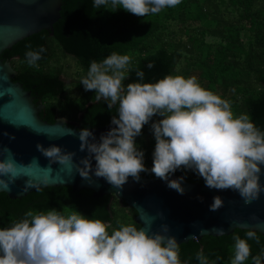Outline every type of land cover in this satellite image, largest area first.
<instances>
[{"label":"clouds","instance_id":"clouds-1","mask_svg":"<svg viewBox=\"0 0 264 264\" xmlns=\"http://www.w3.org/2000/svg\"><path fill=\"white\" fill-rule=\"evenodd\" d=\"M181 2L93 0V6L123 9L145 18ZM44 51H27V64L37 66ZM130 63V56L113 52L101 62L92 61L80 81L85 91L94 92L95 101H107L109 109L118 105V113L112 117L113 127L99 141L88 127L79 130V150L88 154L76 165L79 175L85 180L92 175L103 178L119 190L129 177L138 182L141 173L149 170L136 138L159 116L161 119L151 123L155 148L150 172L156 178L182 195L184 177H169L179 169L192 170L210 189L237 192L246 204L258 200L264 191V131L250 116H236L230 101L202 87L195 76L167 75L155 83L134 82L125 87ZM137 77L142 80L144 73L138 71ZM36 148L50 162L61 165L73 162L76 155L58 145L45 148L37 144ZM19 177L14 159H0V188L10 189ZM29 186L27 181L26 188ZM223 205V199L215 196L209 210L218 211ZM110 227L81 212L28 211L11 227L0 228V264H181L176 237L164 235L169 231L167 225L162 226L163 232L152 235L135 225H121L111 233ZM246 236L248 239L234 238L231 264H244L252 256L248 240L256 239V233L249 230ZM197 259L208 264L203 252ZM252 260L261 264L260 255Z\"/></svg>","mask_w":264,"mask_h":264},{"label":"trees","instance_id":"trees-1","mask_svg":"<svg viewBox=\"0 0 264 264\" xmlns=\"http://www.w3.org/2000/svg\"><path fill=\"white\" fill-rule=\"evenodd\" d=\"M41 48L45 51L37 66L30 67L26 52ZM113 52L131 57L125 87L134 82L155 83L167 75L195 76L202 87L230 101L236 116L248 114L264 131V0H182L174 8L145 18L123 9H98L93 0H62L54 34L42 30L5 50L1 57L17 71L13 80L31 92L36 104H44L40 112L44 120L54 123L58 117H65L80 130L105 126L118 113V105L109 109L107 101H95L94 92L85 91L80 84L92 61L101 62ZM70 56L82 70L80 79L73 83L80 91L77 95L70 94L64 68L56 62ZM138 71L144 73L142 80ZM159 119L153 117L136 138L149 170L140 177H155L150 172L155 148L151 123ZM174 174L205 185L192 170L179 169ZM53 209L64 215L75 211L101 220L111 226L110 233L121 225L141 226L136 221L137 211L112 194L95 197L89 189L56 186L15 199L0 193V227H11L28 211L39 214ZM247 231L235 229L227 235H205L181 243V264H200V252L208 264H231L234 238L248 239ZM255 233L256 239L248 240L252 256L244 264H254L252 257L257 255L264 264V235Z\"/></svg>","mask_w":264,"mask_h":264},{"label":"water","instance_id":"water-1","mask_svg":"<svg viewBox=\"0 0 264 264\" xmlns=\"http://www.w3.org/2000/svg\"><path fill=\"white\" fill-rule=\"evenodd\" d=\"M61 9L62 0H0V159H14L20 173L10 189L0 188V193L15 199L44 187L70 186L75 191L92 190L95 197L112 194L137 211L140 228L152 235L163 232L162 226L167 225L169 231L164 235L176 237L179 244L205 235H227L235 229L264 235V191L258 200L246 204L237 192L210 189L185 179L182 181L185 192L181 195L156 177H140L138 182L129 177L119 190L103 178L92 175L85 180L79 175L76 165L88 155L79 150V130L65 117H58L54 123L44 120L40 116L44 104H36L31 92L13 80L17 71L1 57L5 50L42 30L54 34ZM112 127L109 123L89 129L99 141ZM37 144L45 148L58 145L64 152L76 155L67 165L52 163L37 150ZM180 177L183 176L173 174L169 179ZM27 181L30 186L26 188ZM261 184L264 185V174ZM215 196H220L224 205L213 212L209 207Z\"/></svg>","mask_w":264,"mask_h":264},{"label":"rangeland","instance_id":"rangeland-1","mask_svg":"<svg viewBox=\"0 0 264 264\" xmlns=\"http://www.w3.org/2000/svg\"><path fill=\"white\" fill-rule=\"evenodd\" d=\"M56 62L58 63V65H61L64 68L65 73L63 77L71 89L70 94H79L80 91L78 90L77 86L73 84L77 79H80V74L82 73V70L79 68L76 60L72 56H70L61 57L59 58V60H56ZM56 62L52 64L56 65Z\"/></svg>","mask_w":264,"mask_h":264}]
</instances>
